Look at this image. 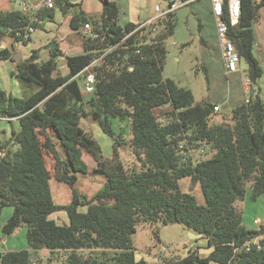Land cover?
<instances>
[{"label": "trees", "instance_id": "1", "mask_svg": "<svg viewBox=\"0 0 264 264\" xmlns=\"http://www.w3.org/2000/svg\"><path fill=\"white\" fill-rule=\"evenodd\" d=\"M54 2L55 9L39 14L35 31L41 23L52 21L59 9L64 17L71 16L70 27L81 33L85 51L67 56L57 46L46 62L40 61L37 51L17 62L12 76L38 86L29 97H15L0 87V115L17 118L4 125L7 138L0 139V152L7 151L0 159V229L11 235L26 226L28 241L26 250L0 251V264H52L56 258L61 264H149L137 259L133 242L137 227L144 224H178L201 234L194 242L205 241L210 250L203 256L191 249L187 257L163 264H264V225L260 230H247L237 205L246 199L248 186L252 200L264 195L260 85L264 69L254 55V26L264 20V0H242L236 26L225 14L229 37L240 59L248 64L254 93L246 104L233 109L229 120L219 124L213 121L217 105L196 104L189 88L163 78L175 13L154 25L157 32L145 28L127 37L139 25H120L115 1L101 0L103 10L98 17L70 0ZM85 24L91 25V33L83 30ZM27 25L21 11H0V62H15L14 53L2 47L6 34L21 45L29 44ZM61 58L69 69L66 75L59 71ZM87 67L96 80L89 96L83 77H77L86 76ZM166 106L171 109L162 123L156 110ZM83 118L96 122L111 138L112 157L106 158L100 144L81 127ZM113 120L129 122L128 138L115 132ZM182 143L185 154L180 150ZM126 147L140 162L138 168L123 162ZM206 147L212 157L195 162L189 151ZM85 152L105 178V187L91 199L74 189L77 174H89ZM53 179L73 188L69 205L54 202ZM183 179L201 187L205 205L198 203L192 191L181 190ZM8 207L13 214L2 225ZM62 211L69 224L59 225L51 219ZM256 239L259 245L247 249L246 243Z\"/></svg>", "mask_w": 264, "mask_h": 264}, {"label": "rangeland", "instance_id": "2", "mask_svg": "<svg viewBox=\"0 0 264 264\" xmlns=\"http://www.w3.org/2000/svg\"><path fill=\"white\" fill-rule=\"evenodd\" d=\"M160 4L165 5L163 1ZM175 19L174 34L166 42L168 55L163 78L172 79L178 86L189 88L193 93L196 104L209 102L212 105H217L220 111L214 114L213 121L216 124L223 123L231 118L234 108L244 105L250 100V90L253 87L250 86L247 91L246 85L249 84L248 64L241 60L238 73L226 75L220 43L213 25L209 0H200L178 9L175 12ZM257 29L259 33L256 35L257 43L254 55L261 62L264 69V23L260 22ZM49 57L47 49L41 50L40 61L46 62ZM21 58H23V53L19 52L17 59L21 60ZM58 62L60 73L62 75L69 73L66 59L61 58ZM263 80L264 78L260 82L261 86H264ZM18 83L21 93L26 97L31 96L38 90V86L35 84L22 81ZM170 109V106H166L156 110V115L162 123H166V113ZM94 123L96 122L89 118H83L81 127L91 133L100 144L103 155L110 158L113 154L112 140ZM112 124L115 132L123 134L125 139L129 137L128 121L113 120ZM15 128L16 130L19 128L17 123H15ZM61 152L65 155L63 149H61ZM122 152V159L127 167H139L140 162L129 147L124 148ZM211 157L212 154L208 148L202 152L198 149L192 153L195 162ZM83 159L88 165L89 174H77L78 181L74 189L82 196L91 199L105 187V178L96 172L97 164L90 154L85 152ZM48 165L51 167L49 161ZM179 185L183 192L192 191L199 204H206L204 193L199 185L193 184L189 179L181 180ZM50 186L56 204L67 206L72 202L73 188L68 184L53 179L50 181ZM247 193L246 199L237 204L243 215V227L250 231L260 230V226L264 225V195L256 201L252 200L250 186L247 187ZM81 199L84 200L83 197ZM80 210L86 212L87 208H81ZM12 214V207L5 208L1 222L6 223ZM51 219L59 225L69 224L68 215L64 211L53 214ZM258 219L262 223L258 222ZM3 238L7 243L5 246L1 245L0 247V251L3 253L28 249L26 226L11 235L3 234L0 229V240ZM133 242L137 259H143L149 264H163L165 260L184 257L188 249H198L203 256L210 252L206 242H194L190 239L188 232L178 224L168 226L160 224L139 225L133 236ZM48 254L44 253V255ZM52 264H61L60 259H54Z\"/></svg>", "mask_w": 264, "mask_h": 264}, {"label": "crops", "instance_id": "3", "mask_svg": "<svg viewBox=\"0 0 264 264\" xmlns=\"http://www.w3.org/2000/svg\"><path fill=\"white\" fill-rule=\"evenodd\" d=\"M20 1L21 0H0V11H20ZM70 1L73 4H80L81 8L87 14H90L92 16H97V17L100 16L103 10V4L101 0H70ZM110 1H115L117 3L119 7V24L124 26L127 23L142 25L143 23H146L147 21L154 19L156 17V11H155L156 6H161V8L164 9L166 8L169 0H110ZM162 1L165 3L164 6L160 4V2ZM209 5L212 15V7L210 0H209ZM212 18H213L214 29L216 32V24L213 15ZM70 19L71 16L64 17L62 12L59 9H57L55 12L54 19L52 21H45L41 23L40 24L41 28L36 30L31 35V41L26 46L17 43L15 39L9 34H6L3 37L2 47L11 50L14 53V58H15V62H10V61L0 62V87L3 90H5L7 93L15 97L22 96L18 80L12 76V73L16 69V63L28 58L33 51H37V56L40 57L41 50L47 49L50 56V50L53 51L52 43H56V48L57 46H59V48L67 56H77L82 52L84 53L85 50L82 45V40H80L81 33L75 32L71 29ZM260 22L264 23V20L261 19L254 26L256 35L257 33H259L257 27L260 24ZM203 41L204 43H206L205 40ZM19 52L23 53V58H21V60L17 59ZM249 87H250V82L249 84L246 85V88L249 89ZM262 91H263V100H264V86H262ZM94 124L98 125L97 123ZM257 221L262 223L260 219H258ZM4 224L5 223H2V225ZM18 230L15 233H17Z\"/></svg>", "mask_w": 264, "mask_h": 264}, {"label": "built area", "instance_id": "4", "mask_svg": "<svg viewBox=\"0 0 264 264\" xmlns=\"http://www.w3.org/2000/svg\"><path fill=\"white\" fill-rule=\"evenodd\" d=\"M200 0H169L167 3L166 8L162 9L161 6H156V17L142 25H139L133 32L129 33L127 37H130L137 31L141 29L151 28L153 32H157V29L154 27L158 21L165 19L168 15L175 13L178 9L188 6L192 3H195ZM211 7H212V15L215 19L216 24V33L220 43L222 59L224 63V69L226 75H233L238 73L239 71V64L241 62L239 53L237 52L234 43L229 37V26L227 21H225L224 17L225 14H228V18L230 24L232 26H236L239 23L241 17V7H242V0H210ZM45 9H55V2L54 0H21L20 1V11L22 14L27 18L28 25L25 30V39H28L34 32L35 28L33 24L38 21L39 14L41 11ZM86 33H91L92 27L90 24H85L84 29ZM106 55V54H105ZM104 56V55H103ZM98 61V59L96 60ZM95 61V62H96ZM87 73L86 76L82 73L77 77H83L84 80V90L86 96L92 94L95 85V76L90 72V68L87 67L85 69ZM248 91V88H247ZM215 112H219L220 108L215 107ZM17 118H10L8 116L0 115V139L7 138V135L3 132L4 125L16 122ZM184 144L180 145V150L182 153H186L184 150ZM207 148V147H206ZM198 150V149H197ZM194 149L190 150L189 152L193 153ZM202 152V149H199ZM7 151L2 150L0 152V159L6 156ZM6 240L3 238L0 240V245H5ZM259 245L258 240L249 241L246 243V248L250 249L251 245Z\"/></svg>", "mask_w": 264, "mask_h": 264}, {"label": "water", "instance_id": "5", "mask_svg": "<svg viewBox=\"0 0 264 264\" xmlns=\"http://www.w3.org/2000/svg\"><path fill=\"white\" fill-rule=\"evenodd\" d=\"M164 23H166V20H164ZM52 49L53 50L56 49V43H52ZM253 93H254V89L251 88L250 94L252 95ZM65 177L67 178V175ZM188 234H189V237H190L191 240H198V239L202 238L201 234H195V233H193L191 231H188ZM188 251H189V249L187 250V252L185 253L183 258L188 256ZM43 253H49V251H44Z\"/></svg>", "mask_w": 264, "mask_h": 264}]
</instances>
